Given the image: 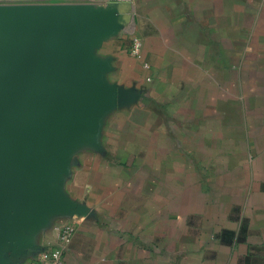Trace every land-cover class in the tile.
<instances>
[{
  "label": "crops",
  "instance_id": "crops-1",
  "mask_svg": "<svg viewBox=\"0 0 264 264\" xmlns=\"http://www.w3.org/2000/svg\"><path fill=\"white\" fill-rule=\"evenodd\" d=\"M115 1L120 27L91 48L106 95L48 130L0 264H38L64 223V264H264V0Z\"/></svg>",
  "mask_w": 264,
  "mask_h": 264
},
{
  "label": "water",
  "instance_id": "water-1",
  "mask_svg": "<svg viewBox=\"0 0 264 264\" xmlns=\"http://www.w3.org/2000/svg\"><path fill=\"white\" fill-rule=\"evenodd\" d=\"M7 52L0 59V236L8 233L17 184L31 189L35 160L53 124L85 120L87 97L106 95L91 48L120 27L116 10L90 3L0 6ZM36 156V157H35Z\"/></svg>",
  "mask_w": 264,
  "mask_h": 264
},
{
  "label": "built area",
  "instance_id": "built-area-1",
  "mask_svg": "<svg viewBox=\"0 0 264 264\" xmlns=\"http://www.w3.org/2000/svg\"><path fill=\"white\" fill-rule=\"evenodd\" d=\"M141 47V40L139 38H134L133 42L129 48V53L132 56H138ZM57 245L52 247L50 250L43 251L39 254L38 264H64L63 253L66 244L69 242L71 235L75 231V225L73 223L58 224L56 226Z\"/></svg>",
  "mask_w": 264,
  "mask_h": 264
},
{
  "label": "rangeland",
  "instance_id": "rangeland-1",
  "mask_svg": "<svg viewBox=\"0 0 264 264\" xmlns=\"http://www.w3.org/2000/svg\"><path fill=\"white\" fill-rule=\"evenodd\" d=\"M88 2L92 5L94 10L99 12H106L107 10L123 11V8H121L120 4L115 0H89ZM118 20L121 21L122 19Z\"/></svg>",
  "mask_w": 264,
  "mask_h": 264
}]
</instances>
